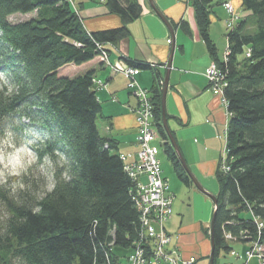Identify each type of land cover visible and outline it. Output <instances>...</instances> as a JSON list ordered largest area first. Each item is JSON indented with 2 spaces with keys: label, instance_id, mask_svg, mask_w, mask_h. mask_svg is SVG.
Segmentation results:
<instances>
[{
  "label": "trees",
  "instance_id": "trees-1",
  "mask_svg": "<svg viewBox=\"0 0 264 264\" xmlns=\"http://www.w3.org/2000/svg\"><path fill=\"white\" fill-rule=\"evenodd\" d=\"M210 2L191 0L200 37L227 81L223 95L230 115L229 171L215 174L217 207L208 232L213 264H218L220 255L232 249L225 235L234 243L264 244V229L260 232L255 222L264 224V0H241L250 16L226 35L230 54L224 64L209 35ZM102 3L121 26L88 33L67 0H0V76L5 80L0 86V124L16 117L44 135L35 149L34 168L49 162L54 185L46 191L47 176L38 173L41 182H32L25 173L24 189L17 194L7 196L9 189L0 186L8 213L0 228V264H121L113 248L132 250L139 239L134 184L115 142L97 129L101 105L93 71L75 74L93 61L103 65L101 50L129 37L128 25L142 8L137 0ZM16 14L34 17L10 23L8 18ZM181 28L188 33L186 23ZM126 62L153 70L143 62ZM155 75L150 100L163 152L178 181L189 187L191 181L162 127L163 86L160 74ZM8 87L14 88L11 97L4 95Z\"/></svg>",
  "mask_w": 264,
  "mask_h": 264
},
{
  "label": "crops",
  "instance_id": "crops-1",
  "mask_svg": "<svg viewBox=\"0 0 264 264\" xmlns=\"http://www.w3.org/2000/svg\"><path fill=\"white\" fill-rule=\"evenodd\" d=\"M137 1L142 8L140 17L128 25L130 35L127 39L104 46L108 55L107 59L111 64L122 63L123 66H129L126 61L143 62L150 65L153 70H139L134 76L136 84L150 92L155 81L156 71L164 82L166 64L171 54V33L173 34L174 48L167 75L165 96L168 127L190 174L198 185L216 197L219 188L215 174L223 153L226 151L225 132L229 116L226 107L221 104L220 98L212 95L205 77V71L213 59L200 37L191 0H152L153 7L161 14L166 23L152 9L148 0ZM223 1L210 2L209 5V35L216 51L219 48L218 44L223 42L222 36L224 35L226 39L227 34V31L223 32L227 19L226 11L222 5ZM230 3L241 20L250 16V12L243 10L241 0H230ZM74 6L77 8L78 15L88 33L121 26V20L108 13L102 0H74ZM182 22L187 24L188 33L182 30ZM89 71H93L94 81L101 84L94 85V87L101 105V118L99 119L102 120L105 131L102 137L113 140L117 148L116 153L119 156H127V160H131L138 150L136 147V122L132 110L136 107L137 101L127 88L129 79L102 65L99 61H93L81 67L75 75H82ZM165 158L175 175L173 166L166 156ZM162 175L167 179L163 170ZM175 181L181 185L177 178ZM177 183L174 184L175 191L181 188ZM192 185L191 182L189 187ZM171 194L175 197L172 191ZM205 196L194 193V197L201 198L207 205V209L212 211L213 204L209 203ZM211 218L212 216L210 222ZM183 219L179 218L177 221L179 226L175 231L179 236L174 240V244L181 257L187 259L195 256L188 253L183 246L182 234H179ZM172 220L171 215L167 222ZM169 225L172 227V222H169ZM165 230L168 232L166 224ZM246 248V244H235L232 249L238 253V257L231 258L227 253L223 254L221 258L224 260L221 264L226 262L241 264ZM251 262L252 260L249 264Z\"/></svg>",
  "mask_w": 264,
  "mask_h": 264
},
{
  "label": "built area",
  "instance_id": "built-area-1",
  "mask_svg": "<svg viewBox=\"0 0 264 264\" xmlns=\"http://www.w3.org/2000/svg\"><path fill=\"white\" fill-rule=\"evenodd\" d=\"M211 1L218 2L220 0ZM222 5L227 13L225 26L228 34L240 22V18L229 0H224ZM101 51L103 65L129 79L127 88L137 101L136 107L132 110L137 126L138 150L131 160H127V156H119L125 173L134 184L132 201L140 223L139 239L134 243L126 264H195V257L183 259L178 249L171 247V236L165 230V224L172 215L173 196L169 190L167 179L162 175L160 162L151 147V143L160 139V136L154 122L150 92L140 88L134 80L139 69L123 66L122 63L111 64L105 51ZM229 54L230 50L227 44L220 62L226 63ZM246 56L249 57V50ZM205 77L212 95L219 97L221 104L227 108V102L223 95V91L227 87L226 77L214 60L207 67ZM160 85L163 86L162 81H160ZM228 116L230 115L228 114ZM225 136H227V128ZM160 141L163 143L161 139ZM218 168L223 173L229 171L227 150L223 153ZM255 222L261 232L264 229V224ZM225 239L228 242L233 241L229 235H225ZM228 254L238 257L237 252L233 250ZM253 258L257 259L259 264H264V244H259L257 241L250 243V247L244 252L241 264H247Z\"/></svg>",
  "mask_w": 264,
  "mask_h": 264
},
{
  "label": "rangeland",
  "instance_id": "rangeland-1",
  "mask_svg": "<svg viewBox=\"0 0 264 264\" xmlns=\"http://www.w3.org/2000/svg\"><path fill=\"white\" fill-rule=\"evenodd\" d=\"M67 1L72 7L75 8L78 14V10L74 6V0H67ZM32 17H34V14H25V15L16 14L10 16L8 18V21L12 24H15L22 21H27ZM249 23H251V20L249 21ZM225 31H227L226 26H224L223 28V32ZM250 31L253 32L254 29H251ZM222 39L223 42L218 44L219 48H217L216 51L219 61L222 59V56L226 48V39L224 35L222 36ZM2 78L3 76L1 74L0 86L2 85V81H5ZM93 82L94 85L100 84L99 82H95L94 80ZM102 124H103L102 120L98 119L96 125L99 129L100 132L99 134L101 137L104 136L105 134ZM136 131H137V126H136ZM44 140L45 137L43 134L40 133V131H38L35 128L29 127L26 121L18 120L16 117L7 119L3 124H0V186L5 185L7 189H9V193H6L7 196L17 194L18 190L24 189V185L21 183V177L25 173L27 174L29 180L32 182L38 180V173H40L43 176H47V179L51 184L52 182L50 175L51 165L49 162L45 161L44 163L39 164L38 169L34 168V166L37 163L35 149L36 147H38V144ZM136 141H137V136H136ZM136 147L138 148L137 142H136ZM151 147L154 150L156 158L160 162L165 177L168 179L170 192L172 191L175 196L173 197L174 201L172 206L173 220L169 221L170 223L172 222V227H169L170 226L169 222L166 223V228L170 236L174 237V238L172 237L171 246L172 247L176 246L174 244L175 243L174 240L177 239V237L179 236L178 232L175 231L178 229L179 226L177 221L179 218L181 220L182 218H184L179 231V234H182L183 246L186 248L189 254L194 255L195 258L198 259V260L196 259V261H198L197 264H209L210 237L207 230L210 225V217L212 216L213 210L209 211L207 209V205L203 202L201 198L194 197L195 192L199 193L200 195H204V194L198 192L193 185H192L193 187L192 186L186 187L183 186L182 184L179 185L175 181L176 177L172 172V169L170 168L163 152V143H161L160 140H156L155 142L151 143ZM17 156L19 157L18 165L15 168H13L11 165H9V167L6 168L5 165L8 164L10 160H14ZM29 169H32L31 173H29L28 171ZM218 170L220 171L219 168ZM13 171H15L18 174L12 175ZM38 181L41 182L40 180ZM175 183H177L181 187L179 190L177 189V191L179 192L175 191V186H174ZM48 186L46 191H49ZM205 197L209 201V203L213 204L208 196ZM248 216L249 215L243 214V217H248ZM7 217H8V213L6 210L5 202L2 198H0V228H2V226L4 225ZM230 242H231V247H233L235 244H238V243H234L231 240ZM246 245H247L246 248L247 250L250 247V244H246ZM232 250L233 249H231L230 252ZM131 251H132L131 249H122L119 247L113 248V253L118 257L121 264L126 263V257L131 253ZM222 255L223 253L220 255L219 259L217 260L218 264L219 263L221 264V262L224 260L223 258H221ZM230 257L234 258V256L231 255ZM251 260L252 262L250 264L252 263L259 264L257 259L253 258ZM250 261H248L247 264H249ZM16 264H20V263H16ZM224 264H229V263L226 262Z\"/></svg>",
  "mask_w": 264,
  "mask_h": 264
},
{
  "label": "water",
  "instance_id": "water-1",
  "mask_svg": "<svg viewBox=\"0 0 264 264\" xmlns=\"http://www.w3.org/2000/svg\"><path fill=\"white\" fill-rule=\"evenodd\" d=\"M150 6L152 7V9L156 12V14L166 23V21L163 19V17L161 16L160 13H158L155 8L153 7V3L152 0H148ZM167 27L171 30V27L167 24ZM171 38H172V44H171V54L169 57V60L166 64V76L164 78V82H163V87H162V96H161V120H162V127L164 129V132L168 138L169 144L171 145L172 149L174 150V152L176 153L181 166L183 167V169L185 170L188 178L190 179V181L192 182L193 186L200 191L201 193H203L204 195L208 196L212 203H213V213H212V218H211V222H210V230H212V226H213V221H214V216H215V210L217 207V200L216 197L211 195L210 193L206 192L200 185H198V183L196 182V180L193 178V176L190 174L189 169L187 168V166L185 165L179 151L177 148V145L175 143V140L173 138V135L168 127V123H167V118H166V113H165V96H166V91H167V75H168V70L170 68L171 65V57L173 54V34L171 33ZM210 245H211V253H210V257H209V264H213V256H212V250H213V244H212V238L210 239Z\"/></svg>",
  "mask_w": 264,
  "mask_h": 264
},
{
  "label": "clouds",
  "instance_id": "clouds-1",
  "mask_svg": "<svg viewBox=\"0 0 264 264\" xmlns=\"http://www.w3.org/2000/svg\"><path fill=\"white\" fill-rule=\"evenodd\" d=\"M13 94H14V88L13 87H8L7 91L4 92V95L6 97H11ZM18 163H19V157L17 156L14 160H10L9 163L5 165V167L7 168V167H9V165H11L13 168H15L18 165ZM17 174L18 173H16L15 171L12 172V175H17ZM21 187H23V186H21ZM53 188H54V185L50 184L48 186L49 191H52Z\"/></svg>",
  "mask_w": 264,
  "mask_h": 264
}]
</instances>
